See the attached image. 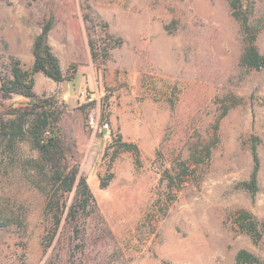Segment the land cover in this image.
I'll list each match as a JSON object with an SVG mask.
<instances>
[{
	"label": "rangeland",
	"instance_id": "1",
	"mask_svg": "<svg viewBox=\"0 0 264 264\" xmlns=\"http://www.w3.org/2000/svg\"><path fill=\"white\" fill-rule=\"evenodd\" d=\"M239 2L264 58V0ZM48 19L64 79L36 72L33 92L63 108L96 207L79 236L65 209L46 246V199L22 164L36 153L21 141L11 164L0 143V264H235L240 248L264 260V232L254 241L237 220L264 222V64L241 66L247 34L228 0H0V76L13 59L30 69ZM25 101L0 94V116ZM252 145L254 195L241 185Z\"/></svg>",
	"mask_w": 264,
	"mask_h": 264
},
{
	"label": "trees",
	"instance_id": "2",
	"mask_svg": "<svg viewBox=\"0 0 264 264\" xmlns=\"http://www.w3.org/2000/svg\"><path fill=\"white\" fill-rule=\"evenodd\" d=\"M232 16L240 23L242 32L246 36V44L240 58L242 67L258 69L264 64L263 56L257 51L254 40L256 32L248 23L247 15L241 9L239 0H228ZM52 20H46L39 33L32 42L33 62L29 70L20 66L18 59H13L10 67V77L0 76V94L8 97L16 94L26 99L25 103L6 108L0 116V143L10 152V163H16L19 158L18 144L27 142L29 148L36 153L33 156L24 157L22 164L25 166L27 178L44 194L46 199L45 211L50 216L48 232H51L48 243L55 234L57 227L66 209L64 219L74 224L73 232L80 235L77 222L81 215H89L96 207L95 198L87 184L85 177L79 172L78 164L73 160L71 150L65 145L58 119L62 113L54 100L48 97H37L33 92V74L43 73L46 77L61 81L64 79L58 58L51 51L47 42L48 32L51 29ZM95 47L91 44L90 50L95 55ZM118 147L132 150L138 154L134 143L121 141ZM252 170L249 179L241 185L252 195L257 191V175L259 170V158L256 146H251ZM106 182L101 180L100 186ZM74 192L72 201L66 206L65 194ZM237 220L240 226L258 241L264 232V222H259L248 212H240ZM261 229H260V227ZM235 264H264V260L253 252L240 248L235 253Z\"/></svg>",
	"mask_w": 264,
	"mask_h": 264
},
{
	"label": "built area",
	"instance_id": "3",
	"mask_svg": "<svg viewBox=\"0 0 264 264\" xmlns=\"http://www.w3.org/2000/svg\"><path fill=\"white\" fill-rule=\"evenodd\" d=\"M104 126V128H106L107 129V124H105V125H103Z\"/></svg>",
	"mask_w": 264,
	"mask_h": 264
}]
</instances>
